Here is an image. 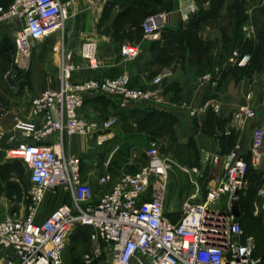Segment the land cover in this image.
Returning <instances> with one entry per match:
<instances>
[{
	"label": "built area",
	"instance_id": "built-area-1",
	"mask_svg": "<svg viewBox=\"0 0 264 264\" xmlns=\"http://www.w3.org/2000/svg\"><path fill=\"white\" fill-rule=\"evenodd\" d=\"M199 1L184 0L179 20L188 21L197 12ZM76 5L77 0H13L7 7L0 6V24L13 26L19 66H29L35 42L58 33L59 44L58 83L30 101L36 120L16 116L10 132L0 130V149L6 158L21 159L29 170L32 198L25 216L0 215V247L6 251L0 264H64L70 236L82 226L89 228L96 243L94 255L85 257L87 264L106 251L102 242L109 247L112 264H262V257L256 254L255 235L246 234L231 211L248 183L249 165L258 167L264 155V130L260 127L253 133L250 162L236 148L226 154L202 153L203 160L223 164L224 176L208 188L202 200L197 194L187 198L177 220L170 219L165 209L171 164L155 143L147 150V164L118 176L105 172L95 192L84 176L81 157L69 152L67 146L75 135L89 136L96 145L104 146L117 121L113 116L87 119L83 115L87 98L105 95L122 107L128 103L169 104L162 84L172 71L158 73L146 87L134 86L128 71L114 77L103 75L98 42L86 37L76 51L70 36L66 37V31L73 30ZM173 22L174 12L149 15L142 24L144 39L160 40L162 31ZM80 35L84 37L83 32ZM120 51L123 61L130 62L140 55L141 48L124 43ZM250 60L251 56L244 54L237 56L236 62L245 66ZM84 64L90 74L81 76ZM14 78L10 71L5 74V80ZM178 106L192 116L199 112L191 99ZM214 109L218 112V105ZM254 115V108L247 103L234 113L238 121ZM52 137H56L55 143ZM49 196L61 202L43 215L41 207ZM224 196L228 206L219 210L215 205ZM254 212L262 216L264 225V189Z\"/></svg>",
	"mask_w": 264,
	"mask_h": 264
},
{
	"label": "rangeland",
	"instance_id": "rangeland-1",
	"mask_svg": "<svg viewBox=\"0 0 264 264\" xmlns=\"http://www.w3.org/2000/svg\"><path fill=\"white\" fill-rule=\"evenodd\" d=\"M10 1L0 0V6L6 7ZM183 3L184 0H77L73 30L71 33L66 31L65 34L66 37L70 36L73 42L72 47L76 48L74 49L76 51L82 39L86 37L94 38L98 42V55L104 70L112 69L113 73L111 74L120 73L122 69L133 71L134 78L140 86L145 85L146 79L149 80L155 73L164 70L172 71L177 76L174 75L172 80L163 83L162 89L164 97L168 99L169 103L178 105L179 102L188 97V94L198 84L197 81L199 82L201 79L199 76L211 68L209 61L203 64H198L191 59L190 63L186 61L187 56L190 58V50L202 49L201 39L204 42L207 41L206 43L210 41L208 43L209 55H212L214 49L220 53L223 51L227 53L231 48H236L237 51L243 53L245 51L244 42L240 43L241 41L235 40V43L230 44V39L238 36L240 38L244 37L245 29L243 25L251 14L249 9L255 10L257 6L264 8V0H224L216 18L201 22L199 30L196 31L197 35H195V32L191 34L190 42L188 40L191 44H189L190 48L186 44V33L181 35V32H178L180 34L179 38L167 42L168 48L173 50L172 53L175 54H172L167 60L159 58L160 60L153 62L160 50L151 47V40L144 39L141 32L144 18L160 12H174L176 20L171 25L176 30L180 25L178 10ZM212 3V0H200L197 10L199 15L197 16L200 18L204 11L213 6ZM198 17L195 16L196 19ZM237 23L241 25L238 26L239 28ZM81 32L84 33L83 38L80 35ZM57 36L58 33L48 40L37 41L32 45L29 66L26 68L19 66L17 63L18 54L15 44H13L14 49L11 52H0V117L6 114L8 97L15 91V87L18 86V90H23L25 87L30 86V62L36 54L46 52L48 54V70L53 74H59ZM11 37L14 39L13 36ZM212 41H214V44L211 43ZM124 43L140 46L141 55L138 59L125 64L120 51ZM186 47L188 51L185 50L184 52L183 49ZM180 52H184V54L179 56ZM185 62L187 67L184 68L183 63ZM188 66L191 68V72ZM140 67L145 71L142 74L139 72L140 70H137L141 69ZM83 68L87 69L85 64ZM8 71L15 75L14 79L5 80V74ZM168 87L170 89L167 91ZM90 103L86 104L83 110V115L87 119L100 121L113 116L117 121L115 126L109 130L111 132L110 141L104 145L105 149L99 153L100 155L95 161L91 162L89 159L80 156L84 176L92 178L91 182L95 192L99 191L101 187L100 177L105 172L118 176L123 173H133L139 167L147 164V150L153 143L159 147L160 153L171 164L165 198V209L168 213L178 215L184 201L193 194H197V199L202 200L208 188L213 187L224 176L222 163H211V161L203 160V157L197 154L199 148L220 154L232 150V146L227 139L228 134H225L226 131H230V135L233 132L229 116L224 118L226 122L223 125L215 126L212 133H202V124L196 125L197 120L203 122L211 111L216 113L212 106L203 111L199 106V102L197 104L199 112L194 116V122L196 132L203 134L200 146L196 139V133L193 134L188 130L186 121L177 115L175 110L167 109L169 112L172 111L171 113L176 118L168 119V123L164 128L155 125L148 129H142L136 124V120L141 119L143 116L136 114L134 111L143 109V107L118 106L107 96L94 98ZM5 155L6 152L4 151V156L0 157V210L5 209L8 214H13L14 211L22 209L24 213L25 205L26 212H29V207L32 205L31 184L24 173L25 165L21 159H7ZM10 167L12 172L9 170ZM194 168H197V170H194ZM252 186H256V184H247L241 191L242 195L239 196L238 201H242V198L247 196L243 205L245 214L239 221L246 233L255 235L258 243V254L264 257L262 216L248 214L251 206L255 208L256 202L259 200V188L255 189ZM60 202V199L57 201V199L49 196L42 204V214L46 215ZM227 206V196H224L215 205L219 210H225ZM80 229L75 230L70 236L63 254L64 264H87L85 262L86 255H94L96 243L91 239L88 230L83 231ZM101 247L106 251L97 258V261L91 264H112L109 247L103 242ZM5 252V249L0 247V263Z\"/></svg>",
	"mask_w": 264,
	"mask_h": 264
},
{
	"label": "crops",
	"instance_id": "crops-1",
	"mask_svg": "<svg viewBox=\"0 0 264 264\" xmlns=\"http://www.w3.org/2000/svg\"><path fill=\"white\" fill-rule=\"evenodd\" d=\"M249 10L251 14L249 15V17L247 16L248 18L246 19V22L243 25V28L245 29L244 37H242L243 39H240V37H233V39H230V44L235 43V40H237L238 42L241 41L240 43L245 41L249 42L254 46L253 52L245 50L243 53H240V51H237L236 48H231L230 51H228L227 53L226 51L220 53L218 52V50L216 51L214 49L211 55L212 66L210 70L206 71L203 75L199 76L201 78L200 81L198 82L196 80L198 84L195 85L191 93H189L188 97L185 99L193 100L195 105H197L199 102V106L203 111H205L209 106H212L214 112H216L214 109V105H218L219 111L216 112L218 116L223 118L229 116L230 118V126H232V129L234 131L232 149H238L240 153L244 154L246 158L250 159V147L253 139L254 130L257 127H260L264 130V8H262L261 6H257L255 10ZM175 20L176 18H174V21ZM12 27L13 26L10 24H0V44H2L3 35L6 32H10L12 30ZM51 37L45 40H48ZM256 46H260L259 58L255 56ZM244 54L250 55L251 60L259 59L261 61V68H254L251 74H244L242 76L237 77L233 69L236 68V66L240 69H247L250 64L248 63L245 66H239L237 64V56H241ZM185 59L190 63L191 57L189 58L187 56V58ZM186 65V62L183 63L184 68L187 67ZM30 66V86L25 87L23 90H18L19 87L16 86L15 91L8 97V110L4 116L0 117V130L10 132L14 127L16 116L23 117L25 120H36L30 112L31 99L36 94H39L41 91H43L45 88L53 86L59 81V76L53 74L48 70V54L46 52L43 51L36 54L32 62H30ZM189 66L191 65L189 64ZM137 70H140L139 72H141V74L145 72L142 68ZM105 71H107V73L109 74L113 73L112 69H107ZM122 71L127 70L122 69ZM189 71L191 72V68H189ZM89 74L90 71L85 68H83L80 72L81 76ZM131 74L134 75V72L131 71ZM174 75L175 77L177 76L172 72V75L170 77ZM147 82H149V80L146 79L145 83ZM112 99L113 98H111V100ZM90 102L91 101H88L87 105L91 104ZM244 103H247L254 108L255 115L252 117L245 118L242 121H238L236 120L235 116H233V114L235 110L239 107V105ZM151 104L158 109H172V111L175 110V113L181 116L186 121L188 130L193 134L196 133V139L199 145L201 146L200 140H202L201 136L203 134L201 135V133L196 132V125L202 124V120H197L198 123H196L195 125L194 116L189 113V110L181 108L176 104H160L155 102ZM128 106L134 107L136 106V104L128 103ZM229 133L230 131L225 132V134ZM88 137H83L82 135H75L71 137L69 140V145L67 146V150L79 156H83L92 162L93 160L95 161L97 157H99V153L105 149V146L96 145L94 139ZM51 142L55 143L56 137H52ZM204 151H206V149L199 148V155L202 156V153ZM3 156L4 151L0 149V157L2 158ZM9 170L11 171L12 168L10 167ZM252 170L253 171L251 172L250 177H248L247 184L258 185V191L260 193L261 189H264V155L260 161L259 166L253 167ZM24 173L27 175L26 178L30 183L29 170L26 165L24 168ZM87 179L90 180V182L92 181V178L90 177H87ZM26 213L27 212L25 205L24 213L22 209L14 211L13 214H8L7 210L5 209L0 210L1 216L15 215L21 217L25 216ZM179 214L174 215L172 213L167 212V216L172 220H177L179 218ZM253 215L257 216L254 210Z\"/></svg>",
	"mask_w": 264,
	"mask_h": 264
},
{
	"label": "trees",
	"instance_id": "trees-1",
	"mask_svg": "<svg viewBox=\"0 0 264 264\" xmlns=\"http://www.w3.org/2000/svg\"><path fill=\"white\" fill-rule=\"evenodd\" d=\"M12 1L13 0H11V2ZM212 1H213V3H212L213 6L211 8H209V9H207V11H204L201 14L200 18L197 16V15H199V12L197 11L196 13H193L190 16L188 21H179L180 25L178 26L179 28L176 29L177 31L175 30L174 27H171V26L170 27H166L162 31V38L160 40H154V41L151 40L152 41L151 47L152 48L153 47L154 48H159L158 50H160V53L155 56L156 59H154L153 62L157 61V60H160V59L167 60V59H169L171 57L172 54H175V53H172L173 50L168 48V45H167L168 43L167 42H168V40H173V39L179 38L180 34L178 32H181V35L186 33V35H185L186 39H187L186 44L189 47V44H190L189 42L191 40V34L195 32V35H197L196 31L199 30V28H200V26H201V24L203 22L209 21L210 19H213V18H216V16L219 14V12L221 10V6H223V3H224V0H212ZM10 3L7 6H9ZM148 16H146V17H148ZM195 16L198 17V18L196 19ZM146 17L144 18V20L146 19ZM144 20H143V22H144ZM143 22H142V24H143ZM185 23H187V24H185ZM238 26H241V25H239V23H237V27ZM141 32L143 34L142 25H141ZM11 36H13L12 35V31L6 32L3 35V41H2V44H0V52L8 53V52H11L14 49L13 48V44H15V42H14V39ZM240 39H242V37ZM188 40H189V42H188ZM200 42L203 44V48L202 49H196L194 51L190 50V52H189L190 54L189 55L191 57V60H194L198 64H203L204 62L209 61V65L212 66V57H210L211 55H209V51L210 50H209V44H208L210 41L208 43H206L207 41L204 42V40L200 39ZM211 43L214 44V41H212ZM15 47H16V45H15ZM244 47H245L246 51L253 52L254 46L252 44H250L249 42L245 41L244 42ZM183 50H184V52H185V50L188 51V48L186 47ZM259 50H260V46H256V48H255V51H256L255 56L258 57V58L260 57L259 56ZM184 52L183 53L180 52L179 56H182L184 54ZM140 55H141V53H140ZM139 56L136 59H138ZM130 62H132V61H130ZM260 62L261 61L259 59L251 60V62H249L250 64H249L247 69H240V68H238L236 66V68L233 69L234 72H235V75L237 77H239V76H242L244 74H251V72L254 70V68H258V69L261 68L260 67ZM127 63L128 62H125V64H127ZM101 72H102L103 75L114 77V76H118V75L122 74L124 71H121L120 73L118 72L116 74H109V73H107V71L104 70V68H102ZM129 73L131 74L130 71H129ZM158 73L153 74V76L149 79V81H151L155 77V75H157ZM132 78H133V85L134 86L146 87L148 85L147 84L148 82H147V83H145V85L140 86L136 82V80L134 78V75H132ZM173 78L174 77L166 78L163 83H165L167 80L168 81L172 80ZM175 85H177V84H175ZM169 89H170V87H168L167 91ZM102 96H104V95H102ZM102 96L97 95V96L89 97L86 100V104L88 103V101H91L94 98H100ZM113 101L118 106H120L118 104L117 100H113ZM134 107H140V108L143 107V109L141 108V109H138V110L134 111L136 114H140L141 116H143L141 119H137L136 120V124L139 125L142 129H148V128H150L152 126H155V125L159 126L160 128H164L166 126V123H168V119H175L176 118L173 115V113H171V112H169L167 110H164V109H158V108H156V107H154L152 105L136 104V106H134ZM225 120L226 119H224V118H222L220 116H217L216 113H213L211 111V113L207 114V118L204 119V121L202 122V126H203L202 127V132H204L205 134L208 133V132L209 133L214 132L213 129L215 128V126L223 125L226 122ZM223 136H225V135H223ZM233 137H234V131L232 132L231 135H230V133L227 135V139H228L229 143L231 144V146H232V142H233ZM230 151L231 150H229L228 152H230ZM228 152H226V153H228ZM197 154L199 155V149H197ZM246 159L250 162L249 158H246ZM252 169H253V166L250 164L249 168H248V172H247V179H248V177H250L251 172L253 171ZM252 187L255 188V189H258V185L252 186ZM240 195H242V194L240 193ZM245 198H247V196L243 197L242 201L241 200L238 201L239 202L240 211H241V214H242L240 218L244 217V214H245L244 213L245 208L243 206L244 205V201H246ZM251 209H252V211H251ZM251 209L249 210L248 214H250V213L253 214V210H255V208H253L251 206ZM262 223H263V220H262ZM79 228H81L83 231H87L88 230L90 232L89 228H87V227H83L82 226V227H78L77 229H79ZM263 229H264V225H263ZM246 234H248V233H246ZM257 245H258V243H257ZM256 254L259 255L258 254V248H257ZM261 257H262V264H264V257L263 256H261Z\"/></svg>",
	"mask_w": 264,
	"mask_h": 264
},
{
	"label": "water",
	"instance_id": "water-1",
	"mask_svg": "<svg viewBox=\"0 0 264 264\" xmlns=\"http://www.w3.org/2000/svg\"><path fill=\"white\" fill-rule=\"evenodd\" d=\"M231 211L233 213V215L237 218L241 217V211H240V207H239V202L235 201L232 205Z\"/></svg>",
	"mask_w": 264,
	"mask_h": 264
},
{
	"label": "bare ground",
	"instance_id": "bare-ground-1",
	"mask_svg": "<svg viewBox=\"0 0 264 264\" xmlns=\"http://www.w3.org/2000/svg\"><path fill=\"white\" fill-rule=\"evenodd\" d=\"M28 52L26 51V53L25 54H27Z\"/></svg>",
	"mask_w": 264,
	"mask_h": 264
}]
</instances>
